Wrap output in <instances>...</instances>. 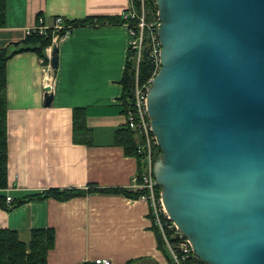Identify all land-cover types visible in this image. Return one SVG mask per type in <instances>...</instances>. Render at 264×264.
<instances>
[{"label": "crops", "instance_id": "1", "mask_svg": "<svg viewBox=\"0 0 264 264\" xmlns=\"http://www.w3.org/2000/svg\"><path fill=\"white\" fill-rule=\"evenodd\" d=\"M129 4L130 0H5L0 49L16 53L5 70L8 185L0 189V230L14 232L26 247L32 231L52 230L55 242L47 264H93L97 258L112 264L169 260L160 248L149 203L101 191L131 192L140 170L138 160L125 155L115 142L116 131L127 123L122 96L128 31L122 22L97 20L120 19ZM40 17L47 26L57 17L74 25L55 45L58 62L52 68L49 107L44 106L45 65L36 52L19 51L27 47L25 31ZM86 19L94 21L77 25ZM78 108L85 114V127L74 135L73 111ZM71 189L84 195L18 205L48 190Z\"/></svg>", "mask_w": 264, "mask_h": 264}, {"label": "water", "instance_id": "2", "mask_svg": "<svg viewBox=\"0 0 264 264\" xmlns=\"http://www.w3.org/2000/svg\"><path fill=\"white\" fill-rule=\"evenodd\" d=\"M156 7L147 107L164 209L201 264H264V0Z\"/></svg>", "mask_w": 264, "mask_h": 264}, {"label": "built area", "instance_id": "3", "mask_svg": "<svg viewBox=\"0 0 264 264\" xmlns=\"http://www.w3.org/2000/svg\"><path fill=\"white\" fill-rule=\"evenodd\" d=\"M130 0L128 9L122 12L120 20L126 25L129 35V56L128 61H135L136 79L133 88L132 106L127 109L126 125L136 134L138 139L137 151L142 159L143 169L140 174L132 180L130 187L131 192H143L140 199L149 203L153 226L157 228L161 234L165 249L169 255L167 264H196V258L190 242L170 219L166 213L161 201V197L156 196L158 184L153 173V165L159 156L158 144L151 129V120L148 114L147 96L148 90L152 84L154 77L158 74L160 63V42L158 38L159 18L156 7V0L153 2L155 9L148 8V0H138L137 6ZM74 25L67 22L61 17L53 20L51 26L44 23L43 18H38L37 25L28 28L25 31L26 36L38 35L45 36L48 30L52 31V44L44 51V57L41 62L45 65L44 74L45 91H51L53 87V69L50 64L51 51L55 47L56 42L61 37L70 33ZM147 51L151 61L153 71L151 76L144 83L139 82L138 72L142 54ZM134 52V54H132ZM7 202H11V197L6 196ZM93 264H112L108 259L97 258ZM201 264V263H199Z\"/></svg>", "mask_w": 264, "mask_h": 264}, {"label": "trees", "instance_id": "4", "mask_svg": "<svg viewBox=\"0 0 264 264\" xmlns=\"http://www.w3.org/2000/svg\"><path fill=\"white\" fill-rule=\"evenodd\" d=\"M137 6L138 10V0L133 1ZM154 0H148V8L155 9L153 6ZM5 0H0V27L4 25L5 18ZM98 21L106 20L107 22H116L121 23L122 21L119 18H106V19H97ZM93 19H86L83 22H79L77 25L92 24ZM24 46L19 51L32 50L38 54L40 58L44 57L45 49L52 44V31L48 30L45 36L30 35L27 36L23 42ZM16 46L18 44H15ZM16 52H9L8 48L0 49V189L7 188V146H6V63ZM134 54V52L132 53ZM136 64L135 61H128L127 69L123 78V96L122 101L123 105L129 109L132 106L133 100V88L134 82L136 79ZM153 67L151 61L148 57L147 51L142 54L141 61L139 64L138 78L140 83H144L151 76ZM85 114L81 109H75L73 111V132L76 135L77 131L81 130L82 127H85L84 122ZM86 134H89V131L86 130ZM85 139L79 141L83 142ZM115 142L117 146H120L124 149V154L127 156L135 157L138 160L140 165V170L143 169L142 159L137 151L138 139L136 138L135 132H133L127 125L116 131ZM160 153V149L158 147ZM104 192L111 193H122L128 197L139 198L143 192H128L123 189L116 190H101ZM161 187L158 186L156 191V196H160ZM84 195L83 192L75 189L71 190H48L43 192L40 195L33 197L25 198L18 202L22 204L26 201L32 199H45L54 197L55 199L64 201L71 199L75 196ZM0 204H2L0 200ZM155 233L158 238L160 248L165 249V244L163 238L157 228H155ZM55 235L54 232L50 229L46 230H34L31 232V238L29 246L26 247L24 244L19 242L17 235L14 232L0 230V264H47V257L49 251L54 247ZM168 255V254H167ZM169 257V255H168ZM196 264H199L200 261L195 259ZM138 261H131L127 264H137ZM91 264V263H83Z\"/></svg>", "mask_w": 264, "mask_h": 264}]
</instances>
